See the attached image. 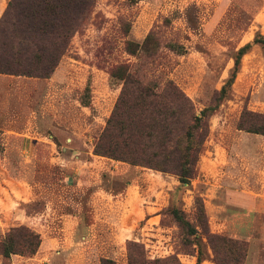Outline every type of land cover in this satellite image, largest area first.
Listing matches in <instances>:
<instances>
[{"label":"rangeland","instance_id":"374dc122","mask_svg":"<svg viewBox=\"0 0 264 264\" xmlns=\"http://www.w3.org/2000/svg\"><path fill=\"white\" fill-rule=\"evenodd\" d=\"M8 1L0 0V18ZM151 30L158 55H130L126 41L142 42ZM257 33L264 34V0H97L51 77L0 74V239L20 225L43 238L33 257L0 255V264H101L103 257L130 264L129 246L157 264L198 257L217 264L207 236L188 238L167 212L176 206L196 223L198 196L213 233L248 242L240 264L250 249L264 254V212L250 210L264 205V135L238 128L245 108L264 113V44L242 58L210 117L190 185L94 152L123 87L110 75L115 66L141 63L146 78L173 79L199 114L229 79L236 50ZM221 224L232 229L218 232ZM238 227L246 238L235 236Z\"/></svg>","mask_w":264,"mask_h":264},{"label":"trees","instance_id":"16d2710c","mask_svg":"<svg viewBox=\"0 0 264 264\" xmlns=\"http://www.w3.org/2000/svg\"><path fill=\"white\" fill-rule=\"evenodd\" d=\"M136 1V0H135ZM97 0H9L0 18V74L48 78L68 52L73 36L81 31L95 10ZM168 21V20H167ZM127 34L130 23L127 24ZM254 44H264V34L240 46L233 55L230 77L199 114L192 98L173 79L146 78L141 63H121L110 75L123 87L107 125L95 144V154L132 165L173 173L182 185L198 174V163L210 132L209 119L228 98L242 65ZM181 45L168 44L174 51ZM161 48L158 32L151 30L142 42L126 41V51L135 57L154 59ZM183 53V52H182ZM238 128L264 135V113L245 108ZM196 223L176 206L167 212L186 236L204 234L213 246L217 264H240L248 242L213 233L202 197H196ZM200 228V229H199ZM42 235L27 225L11 227L0 239V255L33 257ZM133 242H130L132 244ZM130 264H157L131 252ZM202 259L198 257L197 264ZM101 264H116L103 257Z\"/></svg>","mask_w":264,"mask_h":264},{"label":"crops","instance_id":"0c3cea01","mask_svg":"<svg viewBox=\"0 0 264 264\" xmlns=\"http://www.w3.org/2000/svg\"><path fill=\"white\" fill-rule=\"evenodd\" d=\"M260 206L261 207H255V206L251 205V203H250V210H251V212H264V205L262 204ZM231 229H232V227H229L227 229V227H225V224H221V227L217 231L218 232H224L225 233L226 231H230ZM243 230H246L247 231V228L238 227L237 228V231H238L239 235L235 234V236L236 237H239L240 236V237H245L246 238L247 236H243L240 233ZM244 233H246V232H244ZM260 235H261V239L259 241L264 240V225L261 227ZM248 239L250 240V242L253 245V242L254 241L252 242V239L250 237ZM253 250H254V252H253ZM16 256H21V255H16ZM21 257H24V256H21ZM246 264H264V254L262 253V250H261L260 247L258 248V250L257 249L255 250V248H253L252 250L250 249L249 256H248V260H247V263Z\"/></svg>","mask_w":264,"mask_h":264}]
</instances>
